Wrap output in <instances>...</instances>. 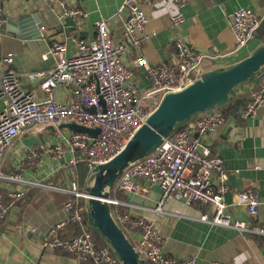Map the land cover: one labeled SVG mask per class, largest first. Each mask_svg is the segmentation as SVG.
<instances>
[{"label": "built area", "instance_id": "built-area-1", "mask_svg": "<svg viewBox=\"0 0 264 264\" xmlns=\"http://www.w3.org/2000/svg\"><path fill=\"white\" fill-rule=\"evenodd\" d=\"M43 1L50 9L57 8L60 20L85 16L83 11L67 7L61 0ZM173 2L177 12L171 18V25L178 27L184 20L181 10L185 0ZM151 3L152 0H123L115 12L116 18L124 11L128 12L124 28L128 48H137L156 35L155 31L148 29L149 20L144 11V7ZM263 19L264 11L258 14L250 8L238 9L230 16L228 24L235 50L248 44ZM6 22L0 8V27ZM108 34V22L99 21L94 23L89 38L72 39L73 55H67L69 48L65 43L50 47L48 54L54 59V66L27 76L31 84L44 94L42 101L35 99L31 91L21 88L16 71L6 69L0 73V99L6 102L0 112V165L6 150L16 138L30 128L41 126L53 127V135L60 141L48 147L46 154L55 153L57 158L68 154L72 159L66 164L67 167L83 163L93 172L95 167L108 163L126 147L165 95L182 91L204 73L201 63L205 56L185 43L177 42L176 62L173 64H150L144 57L137 60V66L144 70L150 87L136 91L133 70L122 60L124 47L111 43ZM5 59L10 65L11 59ZM59 86L69 89L72 97L70 102L63 104L55 100L54 94ZM263 104L264 78L250 92V101L241 112V117L255 118ZM90 108L94 112H88ZM224 122L225 117L220 108L197 114L164 139L152 154L127 166L113 188L125 194H138L145 191L138 184V181H143L147 186L159 189L160 199L155 213H162L164 204L171 200L186 205L209 206L211 216L204 214L200 221L231 228L240 234L264 236L263 227L231 221L224 213V197L229 192L228 176L222 158L212 155L205 142L207 135ZM63 124L97 129L98 134L91 136L67 128L63 132L60 129ZM36 155V148H32L28 159L33 161ZM18 167L21 169L23 165L20 163ZM12 184L16 188H12ZM0 185V220L20 203L28 188L44 187L19 175L3 173H0ZM59 190L66 192L70 198L63 205L64 218L44 234L42 251H60L71 255L78 264L87 261L121 264L110 246L99 243L98 234L88 221V205L82 203L88 199L86 192H81L76 182L70 183L67 190ZM107 203L109 206L118 204L111 198ZM235 203L245 207L249 217L259 213L260 202L252 192L236 194ZM117 220L116 223L120 222L125 228L137 232L130 239L126 238L144 264H196V257L185 260L168 257L163 248L165 239L151 222L143 219L132 221L127 217ZM70 224L78 225L81 235L61 239L60 232Z\"/></svg>", "mask_w": 264, "mask_h": 264}, {"label": "crops", "instance_id": "crops-1", "mask_svg": "<svg viewBox=\"0 0 264 264\" xmlns=\"http://www.w3.org/2000/svg\"><path fill=\"white\" fill-rule=\"evenodd\" d=\"M61 1L67 7L85 13L84 17L73 18L76 31L80 33V36L71 35L73 39L89 38L94 23L108 22L109 40L124 47L122 60L133 70L136 91L150 87L144 70L137 66V60L144 57L150 64H173L176 62L177 42L185 43L205 56L201 63L204 73L228 69L243 60L259 46V41L254 36L246 46L235 50L229 18L241 8H250L258 14L264 11L259 0H185L181 10L184 20L178 27H172L171 18L177 12L173 0H152L144 11L149 20L148 29L155 31L156 35L137 48H128L124 35L128 12L114 17L123 0ZM0 8L7 20L16 21L21 15L36 17L42 25L39 29L41 34L54 30L62 22L58 18L57 8L50 9L43 0H0ZM58 38L57 34L48 38L23 37L6 28L0 29V73L6 69L16 71L21 88L31 91L35 99L42 101L44 94L31 84L27 76L54 66L55 61L48 50L58 44ZM73 54L74 49L70 45L67 55ZM5 57L11 59L10 65H7ZM252 85L253 82L243 89H249ZM247 95L246 101L231 103L233 113L224 115L225 122L209 133L205 142L211 154L219 155L225 165L229 187L224 197L225 215L231 221L264 228V104L255 118H242L241 112L250 101V93L240 94L231 101ZM54 96L58 103L66 104L72 100L71 92L64 86H59ZM5 105V100L0 99V112ZM238 110H241L239 114ZM53 132L49 127L30 128L16 138L5 152L0 173L19 175L44 187L28 188L20 203L0 220V264H78L71 255L41 249L44 234L65 215L63 205L70 196L59 189L67 190L70 183L76 182L80 191L83 190L79 183L82 179L81 169L86 168L83 163L67 167L66 164L72 159L68 154L57 158L55 153H45L48 147L60 142ZM32 148H36L37 155L30 161L28 155ZM64 148L62 144V150ZM20 163L23 165L21 169L18 167ZM92 176L93 173L89 171L88 179H84L87 187ZM138 184L145 191L125 194L112 188L110 198L118 204L110 206L111 215L116 221L119 217H127L132 221L143 219L151 222L165 239L163 248L168 257L179 260L196 257V264H264V236L240 234L231 228L200 221L204 214L211 216L209 206L186 205L171 200L164 204L162 213H155L160 199L159 189L147 186L143 181H138ZM12 188H16V185L12 184ZM242 192H252L258 198L260 207L257 216L249 217L245 207L236 205L235 195ZM82 203L87 201L83 200ZM70 225L60 232L61 239L77 234L78 225ZM121 228L128 239L137 233L122 225ZM82 264L95 263L87 261Z\"/></svg>", "mask_w": 264, "mask_h": 264}, {"label": "water", "instance_id": "water-1", "mask_svg": "<svg viewBox=\"0 0 264 264\" xmlns=\"http://www.w3.org/2000/svg\"><path fill=\"white\" fill-rule=\"evenodd\" d=\"M6 28L30 38H41L57 34L58 44L72 46L76 31L73 18H65L52 31L41 34L42 25L36 17L21 15L16 21L7 20L0 29ZM73 37H72V36ZM79 39H82L79 37ZM264 78V45L255 48L243 60L228 69L208 71L193 84L180 92L165 95L159 106L148 117L126 147L106 164L93 170L92 182L86 188L88 195V221L98 236L113 250L121 264H144L138 259L132 244L124 235L111 215L107 200L115 181L122 171L130 164L152 154L173 132L183 127L197 114L213 108H221L240 94L253 91ZM253 82L249 89L243 87ZM94 112L93 108L87 109ZM54 130L53 127H49ZM67 128L73 132L86 133L91 136L98 134L97 129H87L75 124H63L60 129Z\"/></svg>", "mask_w": 264, "mask_h": 264}, {"label": "trees", "instance_id": "trees-1", "mask_svg": "<svg viewBox=\"0 0 264 264\" xmlns=\"http://www.w3.org/2000/svg\"><path fill=\"white\" fill-rule=\"evenodd\" d=\"M259 2H260V7L263 9L264 8V0H259ZM255 36H256V39L259 41V46L260 45H264V19H263V21H262V23H261V25H260V27H259V29L257 30V32H256V34H255ZM248 95L247 96H244V97H240V98H237V99H235L234 101H231V102H227L226 104H224L221 108H220V110H221V112H222V114L223 115H226L227 113H233V107H232V102H237V101H242V102H244V101H246V99H248ZM242 110V109H241ZM241 110H238L237 111V113L238 112H241ZM239 114V113H238ZM81 173H82V179L80 180V187H81V189H83V190H86V188H87V184L84 182V179H88V176H89V171L86 169V168H84V167H82V169H81ZM80 190V189H79ZM83 190H81V191H83ZM2 220V219H1ZM73 225H75V224H72V225H70V226H73ZM69 226V225H68ZM79 235H81V230H80V228H78V226H77V234L75 235V236H73V237H77V236H79ZM73 237H71V238H73ZM98 240H99V243L101 244V245H106V243L98 236Z\"/></svg>", "mask_w": 264, "mask_h": 264}, {"label": "rangeland", "instance_id": "rangeland-1", "mask_svg": "<svg viewBox=\"0 0 264 264\" xmlns=\"http://www.w3.org/2000/svg\"><path fill=\"white\" fill-rule=\"evenodd\" d=\"M258 10V9H257ZM263 10H264V8H263ZM260 12V11H259ZM92 182V181H91Z\"/></svg>", "mask_w": 264, "mask_h": 264}]
</instances>
